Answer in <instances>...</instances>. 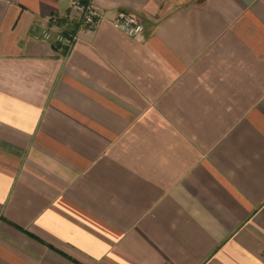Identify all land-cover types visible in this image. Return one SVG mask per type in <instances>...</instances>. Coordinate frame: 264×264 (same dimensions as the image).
I'll list each match as a JSON object with an SVG mask.
<instances>
[{
    "label": "crops",
    "instance_id": "crops-1",
    "mask_svg": "<svg viewBox=\"0 0 264 264\" xmlns=\"http://www.w3.org/2000/svg\"><path fill=\"white\" fill-rule=\"evenodd\" d=\"M76 1L0 0V264H264V0Z\"/></svg>",
    "mask_w": 264,
    "mask_h": 264
},
{
    "label": "built area",
    "instance_id": "built-area-1",
    "mask_svg": "<svg viewBox=\"0 0 264 264\" xmlns=\"http://www.w3.org/2000/svg\"><path fill=\"white\" fill-rule=\"evenodd\" d=\"M75 8L82 14L81 26L83 28L93 30L98 27L103 16L93 4L77 0ZM112 23L116 28L134 37H141L145 30L142 18L127 12H120Z\"/></svg>",
    "mask_w": 264,
    "mask_h": 264
},
{
    "label": "trees",
    "instance_id": "trees-1",
    "mask_svg": "<svg viewBox=\"0 0 264 264\" xmlns=\"http://www.w3.org/2000/svg\"><path fill=\"white\" fill-rule=\"evenodd\" d=\"M82 2H85L86 3V1H82Z\"/></svg>",
    "mask_w": 264,
    "mask_h": 264
}]
</instances>
